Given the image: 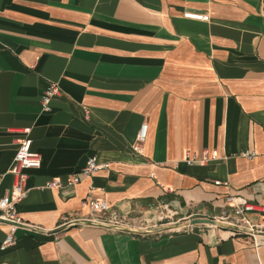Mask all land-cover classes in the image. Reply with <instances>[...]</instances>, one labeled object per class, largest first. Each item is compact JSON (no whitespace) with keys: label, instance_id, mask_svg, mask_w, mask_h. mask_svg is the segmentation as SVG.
Returning <instances> with one entry per match:
<instances>
[{"label":"crops","instance_id":"0c3cea01","mask_svg":"<svg viewBox=\"0 0 264 264\" xmlns=\"http://www.w3.org/2000/svg\"><path fill=\"white\" fill-rule=\"evenodd\" d=\"M49 82L60 94L45 112ZM23 127L41 164L0 264H264V238L187 224L232 194L264 229V0H0V196ZM204 150L217 157L182 160ZM92 155L109 167L66 185ZM52 177L61 186L43 188ZM87 195L108 210L81 206Z\"/></svg>","mask_w":264,"mask_h":264},{"label":"built area","instance_id":"2783aa9c","mask_svg":"<svg viewBox=\"0 0 264 264\" xmlns=\"http://www.w3.org/2000/svg\"><path fill=\"white\" fill-rule=\"evenodd\" d=\"M188 18L196 20H207L208 15L201 13H185ZM60 94V88L55 82H49L40 94V105L41 110L48 112L51 110L52 98ZM84 119L89 118L88 108H83ZM16 132L22 134L17 138V146L12 158V164L9 168V173L12 175V184L2 196H0V221L7 224L4 237L0 241V250H6L16 245L15 232L23 224V219L20 216L16 204L21 201L27 192L26 182L28 178V171L31 169L38 168L41 164V155L31 149V138L29 137L30 127H23L16 129ZM147 137V123L142 122L136 133L135 139L132 143V150L135 153L140 154L142 152L143 143ZM241 156L246 158H254L257 156L254 150H243L240 153ZM217 157V150H212L209 154L206 150L198 156L196 154H186L182 159L187 165L194 163H204L208 159H215ZM109 167L107 162H101L95 155L89 156L84 166L78 172H72L65 176L66 185H75L80 182L83 178L90 177L96 172L106 169ZM150 177L155 179L157 185H159L165 192H171L170 186L162 185L156 178L153 172L150 173ZM60 180L59 177H52L43 184V188H59ZM225 207L220 213L214 217L218 222L247 230L248 234L252 237H262L264 235L258 234L257 232H264L263 228H259L253 224L247 215V212L255 209V205L243 197L228 194L224 197ZM81 206H87L92 213L102 214L108 210L107 201L104 198H97L87 195L80 201ZM162 220L163 217L159 216ZM91 221L108 223L103 219L91 218ZM77 220H69L63 225H69ZM213 226V225H209ZM214 227V226H213ZM231 234L243 233L240 230L228 229Z\"/></svg>","mask_w":264,"mask_h":264},{"label":"water","instance_id":"95a60500","mask_svg":"<svg viewBox=\"0 0 264 264\" xmlns=\"http://www.w3.org/2000/svg\"><path fill=\"white\" fill-rule=\"evenodd\" d=\"M82 222L83 223L84 222H87V223L99 224V225H103V226H106V227H115V226H111L109 224L95 222V221H91V220H86V221L83 220ZM187 224H206V225H213V226H219V227L227 228V229L240 230L243 233H249L247 230L240 229V228H236V227H233V226H230V225H227V224L218 222V221H216L213 218H207V217H198V218H195V219H189L188 222H187ZM120 228H122V227H120ZM133 230L135 232H140L141 231L140 229H138V230L133 229ZM257 233L258 234H261V235H264V232H257Z\"/></svg>","mask_w":264,"mask_h":264}]
</instances>
